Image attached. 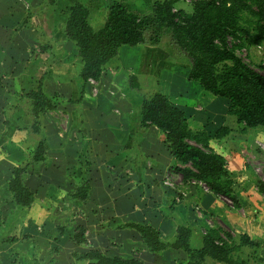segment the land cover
<instances>
[{"label": "rangeland", "instance_id": "rangeland-1", "mask_svg": "<svg viewBox=\"0 0 264 264\" xmlns=\"http://www.w3.org/2000/svg\"><path fill=\"white\" fill-rule=\"evenodd\" d=\"M47 1L0 0V264H89L78 257L89 249H98L109 257L137 258L139 253L145 264H184L183 260L179 262V254H186L173 249L152 253L154 259H150V251L138 233L114 220L120 212L133 221L146 217L147 222L136 223L150 225V159L144 157L149 150L146 148V152L143 145L151 141L150 131L148 138L138 135L133 129L134 121L143 99L161 93L186 114L190 129L210 133L236 125L235 117L227 113L229 101L189 80V61L174 53L167 38L156 46L121 47L98 80L84 83L75 44L68 40L72 46H60V21L49 20L55 15L41 18L31 13L33 8L49 10ZM190 2L180 3L187 13L191 12ZM61 7L59 4L52 9ZM94 15L93 20L88 18L89 24L98 30L104 18ZM235 54L264 75V43L235 49ZM130 75L138 78L141 92L129 86ZM38 88L55 109L39 117L36 129L27 94ZM258 139L264 143V134ZM39 142L46 143L47 158L33 162ZM247 152L250 154L245 155L252 159L249 156V162L244 161V169L240 167L242 162L227 163L235 184L252 177L255 184L264 178V173L254 170L255 161H264L262 152L254 145ZM137 164L142 172L139 169L129 174L127 170L133 171ZM17 167L25 168L24 183L34 193V202L28 208L15 204L8 190L12 171ZM155 183L160 185L161 181ZM85 184L90 187L84 202L69 196ZM218 198L232 207L226 198ZM124 200L127 204L119 210ZM196 212L202 216L200 207ZM164 215L168 221L162 219L154 225L163 223V228L158 229L165 242L173 238H167V228L173 226L171 213L164 210ZM205 219L209 226L230 232L219 218ZM90 224L96 226L91 225L95 236L92 234L90 239L99 237V241L76 244L73 237L78 227ZM197 244L194 239L191 247ZM132 249L137 252L132 254ZM259 249L264 258L261 242L234 251L233 258L245 260L246 264H263L255 258Z\"/></svg>", "mask_w": 264, "mask_h": 264}, {"label": "trees", "instance_id": "trees-1", "mask_svg": "<svg viewBox=\"0 0 264 264\" xmlns=\"http://www.w3.org/2000/svg\"><path fill=\"white\" fill-rule=\"evenodd\" d=\"M180 1L157 0L147 15L133 12L115 1L107 8L105 22L98 30L90 26L89 10L85 5H72L64 34L76 46V55L82 64L81 79L84 83L89 79L98 80L104 67L117 57L123 46H156L167 38L174 53L189 61V80L199 82L204 91L229 101L227 113L235 117L236 126L242 130L264 129V75L235 54V49L264 43V0H191L189 13L174 11ZM128 81L133 90L142 91L135 75H130ZM27 99L37 129L39 117L54 110L55 106L42 88L30 91ZM139 122L142 128L155 127L164 133L165 143L180 164L177 171L185 183L190 179L203 181L213 195L224 197L231 201L232 207H238L226 160L210 147L211 136L190 129L186 114L173 106L166 96L154 93L143 99ZM230 131L220 127L214 137H222ZM45 157V146L39 142L33 152V162H43ZM24 175V167L14 169L8 190L15 204L28 208L34 202V193L25 185ZM255 184L264 195V181L259 179ZM89 187L83 185L72 197L84 201ZM127 227L134 229L153 253L167 249L185 252L187 264H204L208 259L220 264H246L245 260H234L233 252L258 245L247 236L237 243L229 233L207 227L202 247L193 249L192 232L188 227H178L172 243L162 242L159 233L149 225ZM85 233L84 227H78L73 241L78 245L88 244ZM78 257L90 264H144L134 258L109 257L98 250H89Z\"/></svg>", "mask_w": 264, "mask_h": 264}, {"label": "crops", "instance_id": "crops-1", "mask_svg": "<svg viewBox=\"0 0 264 264\" xmlns=\"http://www.w3.org/2000/svg\"><path fill=\"white\" fill-rule=\"evenodd\" d=\"M115 1L124 4L125 6H127L129 10L136 12L138 14L146 11L145 15H147L150 13L153 3L157 0H146V2L145 0H48L47 1L48 6H50L49 10L47 8H43L42 10L38 8H33L34 11H32L31 13L35 15L38 14L41 16V18L45 14L55 15V18L51 17L49 20L60 21V23L58 22V27L61 30L60 38H62L60 41L62 45L60 46H62L63 49L64 46L67 45L72 46L70 42H67L68 40L66 39L65 34L62 33L63 25H65V22L68 18L69 9L72 5H74L75 3H81L85 5L89 10V16H90L89 19L93 20L94 17H91V15L95 16L94 14H96V16H98L100 20L104 18V22H105L107 15V8ZM180 3L188 4L186 0L185 1L181 0L176 4V8L174 10L184 11V9L180 7ZM59 4L62 5L61 9L59 8L52 9V7L54 8V6H57ZM35 5H39V4L36 3ZM46 15L43 18H46ZM27 67L28 64L25 66L23 70V74H25ZM227 128H229L232 132L230 131L219 138L214 137L218 129L216 131L211 130L210 133H207L209 136H211L210 147L214 152L222 155L225 158L226 165L227 163H230L228 162L229 160L232 162V164H235L237 162H242L240 165V167L242 166L241 167L242 170L244 169V167H246L245 163L249 162L248 159L250 155H245L246 153L250 154L247 152V148H250L253 145L256 147L255 142L256 140H261L258 138L264 134V129L261 130L259 128H255V129L242 130V128L236 125L234 126V124L231 127H227ZM133 129L136 131L138 135L146 138H148V131H150V140H151L150 142L143 143L145 150L146 148L147 150H149V152L146 150V152L148 153H146V156L144 157L150 159V165H148L150 167V192L152 193L150 195V225L146 223H140V224L149 225L152 228H154L159 233L161 239L162 235L158 228L159 227L163 228V223H161L159 226L154 224L155 222L156 224H159L160 220L162 219L168 221L169 218L167 217V215H164V210H167L168 212L171 213L170 220L172 221L171 225L173 226L172 229L167 228V233H168L167 238L169 236H173V238L171 240L169 239V241L164 242L162 241V239L161 241L164 243H172L175 240L176 229L180 226L188 227L192 232L190 243L192 244V241L194 239L195 241H198V244L195 245L193 249H200L202 247V242H203L202 239L203 231L206 230L207 227H209L208 224L206 223L205 218L215 216L224 222L227 229L230 231L226 233H229L233 237L234 241H237L238 243L241 237L247 236L251 241L255 243L261 242L262 248L264 249V195L259 193L257 187L255 188L253 177L251 179L246 178V180H244L241 183H237V184L234 183L233 186L234 193L237 197V202H238L237 208L228 207L220 198L216 197L212 193H204L200 188L190 185L188 183L183 182L182 184H178L175 188L168 187L164 185L163 182L166 174L170 171L177 172V168L180 167V164L175 158L171 156L168 146L165 143L164 133L159 131L155 127L142 128L140 126L139 117L134 121ZM160 132L162 133V136H160L159 134ZM59 137H62V135L59 134ZM140 144L142 145V143ZM234 152H236L237 153L236 155L239 156L238 158L242 160L237 159V156L234 154ZM47 153L48 152L46 151V154ZM55 160L56 159H54V161ZM137 166L138 167H135L133 171L127 170V172L131 175L134 172L138 171L139 169L142 172L141 167L138 164ZM228 171L230 170L228 169ZM230 176L231 178L233 177L231 173ZM157 180L161 181L160 185H157L155 183ZM73 194L74 193L70 194L69 196L72 197ZM88 197H89V193L87 198ZM120 204L121 205L119 206V210L120 207L123 206L122 204H127V200L121 201ZM197 207H200L202 216L197 215L196 212ZM151 210L153 211L152 213ZM242 212H244V215L242 214ZM242 218H244V220H242ZM114 220L123 223L122 227H127V225H131V224H138L136 222H147L146 217H142V219H136L137 221H133L132 219H129V217H124L120 215V212L119 214L114 215ZM91 225L92 224L87 226H82L86 230L85 234L88 244H92L94 241H99V237L98 238L94 237L93 240L90 239L92 234L95 236L92 229L96 227L95 225H92L94 227H92ZM212 228H218V227L213 225ZM143 246L145 247V245ZM134 247L135 246H133L132 248ZM89 250H98V249H89ZM168 250L169 249L158 253H165ZM180 251L181 250H179V252ZM136 252H137L136 250L132 249V254H135ZM152 253L153 252L150 251V259H154V256H151ZM262 253L263 250L261 251L259 249L258 252L256 251L255 258L257 257L259 258L260 261L264 262V258H262ZM179 257H180L179 262L183 260L182 263L187 264L188 262L187 255L183 257L181 254H179ZM120 258H125V259L134 258L140 260L141 255L137 253V258L132 255H129L128 257H120ZM141 262L144 263V261ZM204 264H218V263H215V261L208 259L205 261Z\"/></svg>", "mask_w": 264, "mask_h": 264}, {"label": "built area", "instance_id": "built-area-1", "mask_svg": "<svg viewBox=\"0 0 264 264\" xmlns=\"http://www.w3.org/2000/svg\"><path fill=\"white\" fill-rule=\"evenodd\" d=\"M186 1L190 2L191 0H186ZM174 11H176V10H174ZM92 80L93 79H89V81H92ZM91 83H93V82H91ZM255 145L262 152V154L264 156V143H263V141L256 140ZM250 159H252V158L250 157ZM254 164L256 165V167H254V170L256 173H261V174L264 173V161L259 160L258 163L255 161ZM262 179L264 181V178H262ZM177 181H179V183H181V184L183 183L182 175L178 171L177 172L176 171H170L166 174L163 182H164V185L171 187V188H175L179 184ZM186 183L199 187L201 190H203V192H208V193L210 192V188L203 181L196 180V179H190ZM226 203L227 204L231 203V201L226 199ZM209 225H210V223H209ZM209 227H212V226H209ZM205 233H206V230H204L203 234H205Z\"/></svg>", "mask_w": 264, "mask_h": 264}, {"label": "bare ground", "instance_id": "bare-ground-1", "mask_svg": "<svg viewBox=\"0 0 264 264\" xmlns=\"http://www.w3.org/2000/svg\"><path fill=\"white\" fill-rule=\"evenodd\" d=\"M239 50V49H238ZM252 50V49H251ZM238 56V55H237ZM262 59V58H261Z\"/></svg>", "mask_w": 264, "mask_h": 264}]
</instances>
